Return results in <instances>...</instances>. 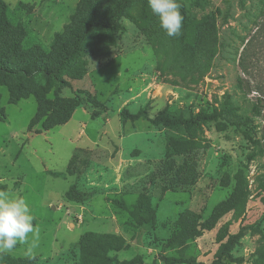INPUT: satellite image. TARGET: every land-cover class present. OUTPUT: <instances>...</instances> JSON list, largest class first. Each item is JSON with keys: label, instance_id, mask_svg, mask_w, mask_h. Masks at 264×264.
Listing matches in <instances>:
<instances>
[{"label": "rangeland", "instance_id": "1", "mask_svg": "<svg viewBox=\"0 0 264 264\" xmlns=\"http://www.w3.org/2000/svg\"><path fill=\"white\" fill-rule=\"evenodd\" d=\"M3 1L10 27L0 51L13 61H53L56 34L84 14L81 0ZM258 2L178 0L182 32L170 38L148 0L136 1L116 31L90 35L64 75L70 88L61 97L77 107L67 124L48 131L41 130L62 115L53 106L56 84L40 78L20 89L0 79V186L27 199L39 229L38 238L29 234L0 255V264L136 257L140 264H255L264 237V159L248 161L251 147L224 121L166 128L151 120L164 110L211 113L227 93L248 110L234 58ZM243 78L264 83V55ZM40 96L52 104L43 111ZM141 110L149 119L123 118Z\"/></svg>", "mask_w": 264, "mask_h": 264}, {"label": "trees", "instance_id": "2", "mask_svg": "<svg viewBox=\"0 0 264 264\" xmlns=\"http://www.w3.org/2000/svg\"><path fill=\"white\" fill-rule=\"evenodd\" d=\"M139 0H113V3L107 4L101 0H81L84 14L77 21V26H67L64 34L57 33L54 40L55 57L53 61L41 60L39 56L22 57L15 61L12 60L10 53L0 51V79L5 82H13L20 89L24 85H37L40 78H45L48 82L56 84L55 89V109H61L62 115L52 119L49 125H44L43 130L67 124L77 107L74 101L61 97L62 90L70 88V84L65 80L64 75L78 61L84 53V44L90 35L97 30L114 32L119 22L124 17H129V10L133 3ZM8 6L3 0H0V49L3 39L10 27V21L7 16ZM67 37V38H65ZM264 37V0H259L256 16L245 27L244 35H237L240 46L235 52L234 61L239 56V68L245 76L252 75L261 64L263 53ZM241 51V52H240ZM238 75L236 86L241 92L242 102H248V110L243 109L241 105L232 100L227 93L220 107H214L211 113H200L183 117L180 114H169L167 110L161 111L154 119L152 124L157 127L166 128H191L206 125L208 123L226 122L240 132L244 140L249 144L250 152L248 161L254 162L264 159V83L251 82L249 78H243ZM18 91V90H17ZM256 91L259 96L250 100L249 96ZM12 103L17 104L20 96L14 90H11ZM48 104V100L39 98V111H43ZM52 105V104H51ZM125 120L138 121L149 119L146 110H141L136 114H130L125 111L123 114ZM39 121V119H38ZM42 133V132H41ZM264 164H262V168ZM52 175L57 178H66V174L53 172ZM264 175V174H263ZM264 178V176H263ZM0 191H8L7 186H0ZM68 196H71L69 191ZM141 205V202L140 204ZM255 264H264V237L256 253ZM167 263H184L175 258L166 259ZM139 257L128 262L117 264H140ZM2 264H8L7 260Z\"/></svg>", "mask_w": 264, "mask_h": 264}, {"label": "clouds", "instance_id": "3", "mask_svg": "<svg viewBox=\"0 0 264 264\" xmlns=\"http://www.w3.org/2000/svg\"><path fill=\"white\" fill-rule=\"evenodd\" d=\"M148 6L168 37L181 35L184 17L178 0H148ZM33 221L24 196L0 191V255L11 253L18 243H27L29 234L38 238L39 229Z\"/></svg>", "mask_w": 264, "mask_h": 264}]
</instances>
